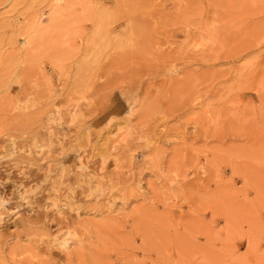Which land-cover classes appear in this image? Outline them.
I'll use <instances>...</instances> for the list:
<instances>
[{"label": "rangeland", "instance_id": "374dc122", "mask_svg": "<svg viewBox=\"0 0 264 264\" xmlns=\"http://www.w3.org/2000/svg\"><path fill=\"white\" fill-rule=\"evenodd\" d=\"M0 264H264V0H0Z\"/></svg>", "mask_w": 264, "mask_h": 264}, {"label": "bare ground", "instance_id": "6f19581e", "mask_svg": "<svg viewBox=\"0 0 264 264\" xmlns=\"http://www.w3.org/2000/svg\"><path fill=\"white\" fill-rule=\"evenodd\" d=\"M67 243H68V239H63V240L61 241V244H62L63 246H67Z\"/></svg>", "mask_w": 264, "mask_h": 264}]
</instances>
